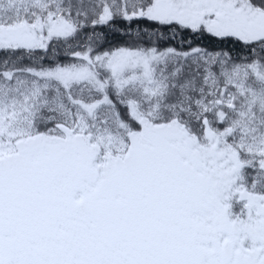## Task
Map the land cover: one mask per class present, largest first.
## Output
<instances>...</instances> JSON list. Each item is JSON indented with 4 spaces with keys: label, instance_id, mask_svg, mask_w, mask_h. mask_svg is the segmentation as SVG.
I'll list each match as a JSON object with an SVG mask.
<instances>
[{
    "label": "snow or ice",
    "instance_id": "snow-or-ice-1",
    "mask_svg": "<svg viewBox=\"0 0 264 264\" xmlns=\"http://www.w3.org/2000/svg\"><path fill=\"white\" fill-rule=\"evenodd\" d=\"M0 264H264V0H0Z\"/></svg>",
    "mask_w": 264,
    "mask_h": 264
}]
</instances>
